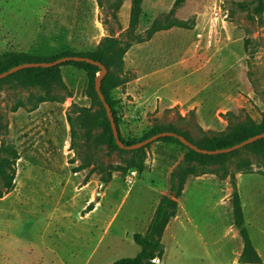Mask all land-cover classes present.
Wrapping results in <instances>:
<instances>
[{
	"label": "rangeland",
	"instance_id": "rangeland-1",
	"mask_svg": "<svg viewBox=\"0 0 264 264\" xmlns=\"http://www.w3.org/2000/svg\"><path fill=\"white\" fill-rule=\"evenodd\" d=\"M131 2L124 0L119 25L97 0H0V55L50 58L93 52L109 34L126 39ZM174 2L144 0L135 34L145 38ZM254 7L253 0H187L174 19L189 29L174 27L132 44L122 75L128 82L112 92L124 141L139 143L170 127L196 141L202 131H225L221 115L230 111L261 121L264 14L255 16ZM61 74L65 87L57 93L63 102L34 109L41 90L13 82L0 93V142L20 154L15 188L0 200V264H113L135 257L140 247L133 235L147 231L182 163L198 172L187 178L177 216L163 237L164 257L155 264H239L243 242L233 216V176L264 264L259 158L242 151L206 171L197 162H184L186 151L176 144L156 141L126 153L99 145L94 138L102 130L89 131L88 123L101 110L89 95L85 71L65 63ZM203 117L213 123L204 124ZM142 156L139 172L132 163ZM243 160L251 162L250 173L238 169ZM82 166L86 169L76 172ZM91 203L94 210L85 215Z\"/></svg>",
	"mask_w": 264,
	"mask_h": 264
},
{
	"label": "trees",
	"instance_id": "trees-1",
	"mask_svg": "<svg viewBox=\"0 0 264 264\" xmlns=\"http://www.w3.org/2000/svg\"><path fill=\"white\" fill-rule=\"evenodd\" d=\"M143 1L144 0H132L131 2L130 23L129 29L125 33L126 39L109 34L108 36L102 38L96 50L93 52H63L50 58L32 57L27 54L17 52L4 53L0 55V74L26 63H50L70 56L88 57L98 61L102 63L108 70L107 75L102 79L101 91L105 96L106 102L112 109L115 122L119 130V118L115 111L112 92L116 88L128 82L125 80V78H122V75L124 73L125 55L132 47V44L135 42L144 43L150 41L156 33L174 27L189 29L187 22L174 19L177 10L180 9L187 0H175L173 7L166 15L163 22L155 21L152 27L147 30L145 38L136 35L135 32L143 14ZM97 2L99 8L109 11L110 16L120 25L119 12L124 4V0H97ZM253 3L255 4V7L253 8V14L255 16H262L264 14V0H253ZM238 6L242 10L247 9L246 5L243 3H239ZM68 64L74 65L85 71L89 82V95L93 99L94 103L100 107V116L96 117L92 121H89L88 123L89 131L96 129L97 127L101 128L102 130L101 133H99V135L94 138L95 143L99 145L107 144L111 149H119L126 153L127 151L120 149L116 143L106 110L95 89V81L98 73H100V69L85 62H69ZM62 65L52 68L25 69L15 73L6 79L0 80V93L6 84L13 82L25 89L36 88L41 90L42 93L37 97L36 103L33 107L34 109H36L39 104L47 102H63L65 100L64 97H60V95L57 93L59 89L65 87L61 74ZM20 107H22V104L16 106L15 110ZM84 112L87 111L84 110ZM221 117L228 123L227 129L225 131H202L203 135L196 141L193 140V138H191L188 133L179 132L173 127H170L165 131H153L147 136L146 139L163 132H173L185 137L188 141L200 149L223 150L230 149L256 135L264 133V114L262 115L260 122H256L249 115H246L242 120L240 119L239 115H236L231 111L221 115ZM69 124L71 125V130L74 137L75 124L73 122V118H69ZM1 130L2 128L0 124V132ZM120 138L127 146L136 144L124 141L121 137V133ZM158 141L179 145L186 151L184 162H197L201 168L206 171L218 161L226 164V162L232 160L233 157L239 155L242 151L252 153L257 158H259L264 170V139L254 142L253 144H250L241 150L217 156L196 153L174 137H166ZM144 149H146V147H143L139 150L143 151ZM19 160L20 154L15 148L6 146L0 142V200L10 194L15 188L17 162ZM144 162L145 156H142L140 161H133L132 166L135 167L139 172H142L144 170ZM251 168L252 164L249 160H243V162L238 163V169L243 173H250ZM84 169H86V166L79 167L76 172L82 171ZM197 170L198 169L194 166L187 168L182 163L173 171L171 175L170 193L168 195H163L160 198L159 204L151 220V223L147 228V231L144 234L137 233L133 235L134 243L140 247L139 253L133 258L120 259L113 264H155L156 261H161L163 259L165 254V245L163 243L164 234L172 219L177 216L179 210L178 200L183 194L187 178L191 174H197ZM224 170L225 176H227L228 169L226 166ZM110 178L111 174L109 175V178L105 179L103 182L108 183ZM232 178L234 179V182L232 183V203L235 228L238 230L240 238L243 242V250L239 258V264H263V260L255 249L249 236L237 183L235 181V177L233 176ZM94 207L95 206L93 203L89 204L84 211V214L86 215L87 213L93 211Z\"/></svg>",
	"mask_w": 264,
	"mask_h": 264
},
{
	"label": "water",
	"instance_id": "water-1",
	"mask_svg": "<svg viewBox=\"0 0 264 264\" xmlns=\"http://www.w3.org/2000/svg\"><path fill=\"white\" fill-rule=\"evenodd\" d=\"M69 62H79V63H88L91 64L93 66H96L100 69V73L97 75L96 81H95V89L96 92L99 95L100 100L102 101L104 108L106 110L107 116L109 118V121L111 123V127H112V131H113V135L116 139V143L118 145V147L122 150L125 151H132V150H136V149H141L143 147H146L162 138H166V137H174L176 139H178L182 144H184L186 147H188L189 149L195 151L196 153L199 154H203V155H209V156H217V155H222V154H228L237 150H241L244 147L253 144L254 142H257L261 139H264V133L263 134H259L256 135L240 144L235 145L234 147L230 148V149H223V150H205V149H200L197 146H195L194 144H192L190 141H188L185 137L178 135L176 133L173 132H163L157 135H154L152 137H150L149 139H146L144 141H141L139 143L133 144V145H125L121 138H120V132L118 130V126L115 122V118L112 112V109L110 107V105L106 102L105 96L103 95L102 91H101V87H102V79L104 76L107 75L108 70L107 68L100 62L95 61L91 58L88 57H80V56H70V57H65L59 60H56L54 62H40V63H26L23 65H19L16 66L12 69H10L9 71H6L4 73L0 74V80L6 79L7 77L18 73L22 70L25 69H31V68H52V67H56L65 63H69Z\"/></svg>",
	"mask_w": 264,
	"mask_h": 264
},
{
	"label": "crops",
	"instance_id": "crops-1",
	"mask_svg": "<svg viewBox=\"0 0 264 264\" xmlns=\"http://www.w3.org/2000/svg\"><path fill=\"white\" fill-rule=\"evenodd\" d=\"M202 121L204 122V124H207V125L213 123V121L210 118H205V117H203Z\"/></svg>",
	"mask_w": 264,
	"mask_h": 264
},
{
	"label": "built area",
	"instance_id": "built-area-1",
	"mask_svg": "<svg viewBox=\"0 0 264 264\" xmlns=\"http://www.w3.org/2000/svg\"><path fill=\"white\" fill-rule=\"evenodd\" d=\"M132 174L135 176L136 175V172H132Z\"/></svg>",
	"mask_w": 264,
	"mask_h": 264
}]
</instances>
